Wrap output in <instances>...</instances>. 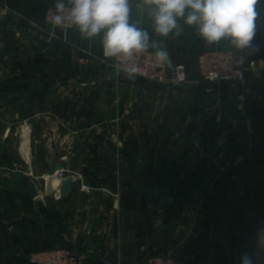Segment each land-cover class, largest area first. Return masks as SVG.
<instances>
[{"label":"crops","instance_id":"crops-1","mask_svg":"<svg viewBox=\"0 0 264 264\" xmlns=\"http://www.w3.org/2000/svg\"><path fill=\"white\" fill-rule=\"evenodd\" d=\"M0 2L11 11L0 22V141L20 136L17 154L25 164L22 168L20 160L11 159L15 153L0 145V264H28L32 253L59 247L89 264H148L155 255L192 264H243L245 257L250 264H264V0H257L251 47L243 50L230 37L208 42L183 18H177L179 34L174 29L161 36L154 31L152 6L128 0L129 24L146 31L149 45H156L148 49L163 50L170 65L187 67L192 84L180 90L194 95V88L202 85L198 57L214 48L238 53L254 66L245 87L222 85L204 91L203 99L215 95L224 109L223 134H235L245 143L234 153L223 143L228 151L219 152L220 162L213 164L210 151H143L145 137L134 130V151L128 149V135L107 151L86 149V131L67 118L94 119L98 114L95 122L85 123L99 127L136 123L137 113L140 118L147 109L139 111L138 98L151 86L129 84L110 67L104 58L103 30L83 38L75 26L66 39L61 32L50 37L46 11L56 0ZM83 51L93 56L88 64L80 63ZM57 94L62 99H52ZM51 125L55 142L49 140ZM31 139L39 144L43 140L41 151L30 149ZM51 147L69 153L70 170L81 171V161L87 158L94 173L63 201L59 190L58 196H47L44 187L40 192L35 180L48 173L55 150ZM227 153L233 155L229 165L222 162ZM205 157L207 166L202 165ZM27 169L39 197L21 193L30 176ZM98 177L101 182L93 185ZM225 184L229 191L220 200ZM118 191L116 209L113 194Z\"/></svg>","mask_w":264,"mask_h":264},{"label":"rangeland","instance_id":"rangeland-1","mask_svg":"<svg viewBox=\"0 0 264 264\" xmlns=\"http://www.w3.org/2000/svg\"><path fill=\"white\" fill-rule=\"evenodd\" d=\"M143 84H148V87H151L146 95L138 98V104L141 105L139 111L141 112L144 106H146L147 109L145 112L146 114L141 115L140 118L139 112L137 113L138 118L136 119V123L126 122L123 123V125L118 124L117 126L106 125L104 127H99L94 124L85 123L87 120H93V122H95L94 120L97 119L99 116L98 114L94 119H88L85 116L81 118L76 117V119L66 117L69 121L68 123L74 124L76 128H82L86 131L88 137L82 142L87 146L86 149L88 148L89 151H94L96 154L97 151H107V149L109 150L110 148L109 146L117 147L119 142H123L124 136L128 135L127 137L131 139L129 140L128 149L134 151L137 140L135 141L134 137H132L134 136L133 130L145 137L143 151H210L211 164L220 162V157L222 156L219 152L228 151L226 147L223 148V143H225L233 153L234 150L245 147L244 142L234 137L235 134H233L234 136L230 133L223 134V130L220 133L221 139L218 137L219 132L216 131L223 125L221 120L224 109L219 107L218 97H215V95L203 99L206 89L204 86H196L193 90L194 95H191L184 90L185 88L180 90L183 87H175L172 91H168V89L170 90L172 88L161 85L157 86L147 81L143 82ZM52 99L59 100L62 99V97L57 94L54 96L52 95ZM66 99L70 100V98ZM227 105H229V102H227ZM91 127L93 128L90 129ZM234 130L235 128H233V131ZM14 131H17V128H14L13 133ZM52 133H54L53 125L50 126L49 140L54 141L55 138L52 136ZM113 135H115V137ZM97 136L99 139H97ZM31 141L32 145L30 149L33 151H41L43 140H41L42 142L40 141L41 144H39L37 140L33 141L31 139ZM28 142L27 139L23 143V151H25V145L28 147ZM21 144L22 138H20V136H14L12 140L6 139L0 141V145L9 149L10 154L15 153L11 159L13 161L20 160V165L22 168H25V164L20 158L21 154H17ZM242 144L243 146H241ZM51 148L55 149V147ZM54 151L61 150L55 149ZM223 156L226 157L222 160L225 165L233 163V155L227 153L226 155L223 154ZM86 159L87 158H83L81 161V171L75 172L71 170L74 173L81 174L83 178L87 174L89 176L94 175L90 165L85 162ZM43 177L41 179L35 178V180L39 182L40 192H42V187H44V192L46 190ZM32 178L34 179V176ZM53 195L58 196V192H54V194L50 196ZM217 203H219L218 198L213 206L217 207Z\"/></svg>","mask_w":264,"mask_h":264},{"label":"clouds","instance_id":"clouds-1","mask_svg":"<svg viewBox=\"0 0 264 264\" xmlns=\"http://www.w3.org/2000/svg\"><path fill=\"white\" fill-rule=\"evenodd\" d=\"M71 5L67 15L64 0H56L55 24L67 22L75 25L83 38L95 37L103 30L104 56L131 58L150 46L149 35L129 24L128 0H68ZM152 6L154 31L167 37L177 30V18L196 26L197 33L208 42L230 37L238 49L251 47L254 36L255 5L257 0H143ZM187 10V11H186ZM158 60H167V53L157 51ZM243 264H250L247 257Z\"/></svg>","mask_w":264,"mask_h":264},{"label":"built area","instance_id":"built-area-1","mask_svg":"<svg viewBox=\"0 0 264 264\" xmlns=\"http://www.w3.org/2000/svg\"><path fill=\"white\" fill-rule=\"evenodd\" d=\"M71 5L65 4V13L70 11ZM55 14V5L49 7L46 11V24L49 27L50 37L57 38L59 33L64 34L66 39L67 32L74 28L66 21L61 24H55L52 16ZM11 15L8 4L0 2V22H3ZM59 32V33H58ZM93 56L87 51H83L80 63L88 64ZM109 60L110 67L117 73L124 75L129 84L138 82H151L155 85L165 86L167 88L184 87L192 84L188 76L187 67L183 64L170 65L168 59L158 60L156 51L145 50L140 53H133L131 58L106 57ZM254 66L246 59L235 52L224 51L217 48L204 52L198 57L196 72L199 82L208 84V91L213 92L222 85H229L231 89L245 87L248 82L247 72ZM198 82V81H197ZM115 137V135H113ZM119 145L121 143L119 142ZM58 166L54 176L59 177L62 182L71 179L75 185L83 181V176L72 172L69 167V153L57 151ZM98 179H101L98 177ZM48 181H45V184ZM89 191L88 188H83ZM115 198L114 207L119 208L118 202L120 191L113 194ZM28 264H89L83 257L74 253L68 248H52L49 250L34 252L28 259ZM100 264H110L104 261ZM148 264H192L181 263L171 256L155 255L148 259Z\"/></svg>","mask_w":264,"mask_h":264},{"label":"water","instance_id":"water-1","mask_svg":"<svg viewBox=\"0 0 264 264\" xmlns=\"http://www.w3.org/2000/svg\"><path fill=\"white\" fill-rule=\"evenodd\" d=\"M223 125L227 126L226 119L223 120ZM57 166H58L57 151H53L52 157H51V162H50V167L48 169L47 174L50 176H54ZM25 173L30 175V176H29V178H27L25 188H23V189L20 188L21 193H25V194L28 193L32 197H39L40 192L38 190V186H37L36 182L31 177L32 173H31L30 169H27ZM74 188H75V183L71 179L65 180L60 187L59 201L65 200L74 191ZM54 192H55V190L53 187V182L52 181L46 182L45 194L47 196H50V195L54 194ZM14 224L17 226H21L22 221H16Z\"/></svg>","mask_w":264,"mask_h":264},{"label":"trees","instance_id":"trees-1","mask_svg":"<svg viewBox=\"0 0 264 264\" xmlns=\"http://www.w3.org/2000/svg\"><path fill=\"white\" fill-rule=\"evenodd\" d=\"M201 86H204L205 88H206V87L208 88V84H207V83H204V82H202V85H201ZM232 108H235V107H232ZM224 128H225V127L222 125V127L219 128L218 131H216V132H219V133H218V137H220V133L224 130ZM231 135H233V134H231ZM233 136H234V135H233ZM234 137H235V136H234ZM241 146H243V144H242ZM237 150H238V149H236V151H237ZM208 162H209V159H208L207 157H205V159H203L202 165L207 166ZM211 171H212V169H211ZM169 176H170V175H168L167 178H169ZM95 180H96V181L92 183L93 185H98V184L101 182V179H95ZM228 191H229V185L225 184V186H224V187L221 189V191H220V197H219V199H220V200H223L224 194H225L226 192H228Z\"/></svg>","mask_w":264,"mask_h":264},{"label":"bare ground","instance_id":"bare-ground-1","mask_svg":"<svg viewBox=\"0 0 264 264\" xmlns=\"http://www.w3.org/2000/svg\"><path fill=\"white\" fill-rule=\"evenodd\" d=\"M43 179L45 181H52L53 182L54 190L56 189V190H59V192H60V187H61V185H62L63 182H62V180L59 177H57V176H50V175L46 174L43 177Z\"/></svg>","mask_w":264,"mask_h":264}]
</instances>
